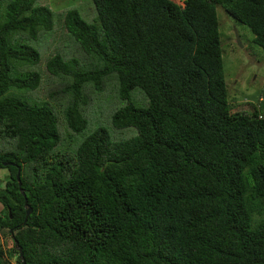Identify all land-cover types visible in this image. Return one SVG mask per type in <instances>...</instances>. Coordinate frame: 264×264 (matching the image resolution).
<instances>
[{
	"label": "trees",
	"instance_id": "1",
	"mask_svg": "<svg viewBox=\"0 0 264 264\" xmlns=\"http://www.w3.org/2000/svg\"><path fill=\"white\" fill-rule=\"evenodd\" d=\"M47 2L0 0V264H264L263 108L230 107L217 17L264 54V0Z\"/></svg>",
	"mask_w": 264,
	"mask_h": 264
},
{
	"label": "rangeland",
	"instance_id": "2",
	"mask_svg": "<svg viewBox=\"0 0 264 264\" xmlns=\"http://www.w3.org/2000/svg\"><path fill=\"white\" fill-rule=\"evenodd\" d=\"M49 8L58 15L62 11L67 9H77L83 19L87 22H92V19L87 17L89 10L93 8L91 0H47ZM172 2L182 5L183 0H171ZM217 17L219 20V32L221 35V50L223 60V70L227 89L228 102L233 111L237 112L242 109L245 112H252L256 107L263 108L262 114L264 115V54L261 48L253 43V34L244 25L237 23L232 17L227 15L220 6L217 7ZM57 18H55L56 20ZM235 30L239 37V43H237ZM63 31V30H62ZM66 35L64 33H58L52 36L54 40L52 48L48 49L46 57L60 53H72V49L68 46V40L65 42ZM40 46V43H36ZM69 49V50H68ZM70 51V52H69ZM69 55V56H70ZM81 59V54L77 56V59ZM85 56L81 59V64L87 63ZM88 64V63H87ZM98 65V62L89 58L88 70L94 69ZM43 76V83L40 88L30 93L31 96L42 99H47V91L52 86V81L48 82V77L44 76L45 67L41 65ZM263 99V102L259 103V99ZM95 101V100H94ZM97 101V100H96ZM104 110V109H103ZM106 113V111H105ZM109 113V112H108ZM105 115V114H104ZM103 124L99 123L97 126ZM104 126V125H103ZM8 177V171L0 169V179L2 184L0 188L4 187L5 181ZM0 204V210H1ZM264 210V205L262 207ZM4 235L0 232V244L5 249L7 245L4 241ZM10 244V241L8 245ZM10 261L16 264L15 257H11Z\"/></svg>",
	"mask_w": 264,
	"mask_h": 264
},
{
	"label": "water",
	"instance_id": "3",
	"mask_svg": "<svg viewBox=\"0 0 264 264\" xmlns=\"http://www.w3.org/2000/svg\"><path fill=\"white\" fill-rule=\"evenodd\" d=\"M235 36H236L237 43H239V37H238V34H237V31L236 30H235ZM17 178H18V176H17ZM23 196H25V195L23 194ZM25 202H26V199H25ZM30 213H31V209L30 208H27L26 216H25V221H26L27 217L30 215ZM15 244H16V248H17L18 252H20L21 250H20V248H18L17 243H15ZM22 258H23V254L20 253L19 254V259L21 260V263L22 264H25V262H24V260Z\"/></svg>",
	"mask_w": 264,
	"mask_h": 264
},
{
	"label": "clouds",
	"instance_id": "4",
	"mask_svg": "<svg viewBox=\"0 0 264 264\" xmlns=\"http://www.w3.org/2000/svg\"><path fill=\"white\" fill-rule=\"evenodd\" d=\"M183 1H184V0H183ZM177 5H178V4H177ZM180 6H183V4L180 5ZM227 98H228V97H227ZM260 98H261V97H260ZM258 101H259V103H260V102H263V99L261 98V99H259ZM257 108H258V107H257ZM259 108H260V107H259ZM241 110H242V109H241ZM16 249H17V248H16Z\"/></svg>",
	"mask_w": 264,
	"mask_h": 264
}]
</instances>
